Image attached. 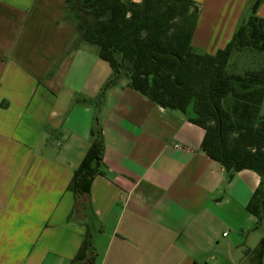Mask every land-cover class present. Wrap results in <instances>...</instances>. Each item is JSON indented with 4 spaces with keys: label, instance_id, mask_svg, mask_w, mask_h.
<instances>
[{
    "label": "crops",
    "instance_id": "0c3cea01",
    "mask_svg": "<svg viewBox=\"0 0 264 264\" xmlns=\"http://www.w3.org/2000/svg\"><path fill=\"white\" fill-rule=\"evenodd\" d=\"M193 1L192 46L213 55L252 0ZM78 36L65 0H0V264H255L245 254L264 229L246 206L259 176L228 180L201 149L204 130L126 78L105 91L101 165L76 195L96 113L78 100L111 77L96 47L74 48Z\"/></svg>",
    "mask_w": 264,
    "mask_h": 264
},
{
    "label": "trees",
    "instance_id": "16d2710c",
    "mask_svg": "<svg viewBox=\"0 0 264 264\" xmlns=\"http://www.w3.org/2000/svg\"><path fill=\"white\" fill-rule=\"evenodd\" d=\"M264 0H252L232 40L215 54L198 52L192 37L200 12L193 0H65L81 43L95 46L111 77L91 103L96 109L92 144L74 174L76 195L89 192L103 157V135L97 111L105 91L128 80V87L155 105L178 111L205 132L201 149L225 170L227 179L244 170L260 182L246 210L264 229V66L228 73L234 53L264 54V19L257 11ZM91 245L90 236L84 246ZM260 264L264 241L246 252Z\"/></svg>",
    "mask_w": 264,
    "mask_h": 264
},
{
    "label": "rangeland",
    "instance_id": "374dc122",
    "mask_svg": "<svg viewBox=\"0 0 264 264\" xmlns=\"http://www.w3.org/2000/svg\"><path fill=\"white\" fill-rule=\"evenodd\" d=\"M203 16L206 17L208 23H210L213 20V15L210 12H203ZM219 16L220 18L222 17L221 15ZM214 17H216V14L214 15ZM88 46L90 48H95V46L89 44ZM261 65L264 66L263 53H257L251 51L245 52L244 54L234 53L230 58L227 71L228 73H242L244 70L247 69H255V68L258 69L259 66Z\"/></svg>",
    "mask_w": 264,
    "mask_h": 264
},
{
    "label": "built area",
    "instance_id": "2783aa9c",
    "mask_svg": "<svg viewBox=\"0 0 264 264\" xmlns=\"http://www.w3.org/2000/svg\"><path fill=\"white\" fill-rule=\"evenodd\" d=\"M133 1H135V2H140L141 0H133Z\"/></svg>",
    "mask_w": 264,
    "mask_h": 264
}]
</instances>
